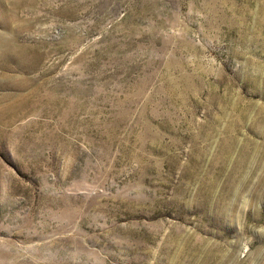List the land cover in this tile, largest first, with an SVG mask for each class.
I'll return each instance as SVG.
<instances>
[{
	"label": "rangeland",
	"instance_id": "374dc122",
	"mask_svg": "<svg viewBox=\"0 0 264 264\" xmlns=\"http://www.w3.org/2000/svg\"><path fill=\"white\" fill-rule=\"evenodd\" d=\"M0 1V264H264V0Z\"/></svg>",
	"mask_w": 264,
	"mask_h": 264
},
{
	"label": "bare ground",
	"instance_id": "6f19581e",
	"mask_svg": "<svg viewBox=\"0 0 264 264\" xmlns=\"http://www.w3.org/2000/svg\"><path fill=\"white\" fill-rule=\"evenodd\" d=\"M17 1H18V0H17ZM20 1H21V0H20ZM26 1H27V0H26ZM0 2H1V1H0ZM15 2H16V1H15ZM12 3H13V2H12ZM17 3H18V2H17ZM17 3H16V4H17ZM12 5H13V4H12ZM17 5H18V4H17ZM1 6H2V5H1ZM1 6H0V7H1ZM2 9H3V8H2ZM2 9H1V10H2ZM12 9H14V8H11V10H12ZM15 10H16V8H15ZM2 14H3V13H2ZM3 17H4V15H3ZM3 20H6V19H3ZM3 20H1V21H3ZM8 21H9V20H8ZM6 22H7V21H6ZM3 26H4V25H3ZM6 27H7V25H6ZM21 30H22V29H21ZM18 33H19V31H18ZM16 35H17V34H16ZM18 35H19V34H18ZM4 37H5V36H4ZM5 38H6V37H5ZM7 38H8V37H7ZM15 38H16V37H15ZM10 39H11V38H10ZM5 40H6V39H5ZM15 41H16V40H15ZM8 42H10V41H8ZM11 43H12V42H11ZM13 43L17 44L16 42H13ZM19 45H20V44H19ZM9 46H10V45H9ZM11 46H12V45H11ZM11 46H10V47H11ZM13 46H14V45H13ZM26 47H27V46H26ZM28 47H29V46H28ZM14 48L16 49V47H14ZM9 49H10V48H9ZM1 50H2V51L0 52V62H1V64H2L3 66H5V67L7 68V67H8V64L10 63V62H9V63L7 64V60L9 59V58H8V55H9L10 50H9V51H8L7 49H5V50L1 49ZM18 50H19V49H18ZM11 51H12V49H11ZM14 51H17V50H14ZM26 51H27V50H26ZM30 51H32V50H30ZM17 52H18V51H17ZM17 52H16V53H17ZM18 53H19V52H18ZM18 53H17V54H18ZM22 53H24V52H22ZM33 53H34V52H33ZM33 53H32V54H33ZM12 54H13V53H12ZM12 54H11V55H12ZM14 54H15V52H14ZM25 54H26V53H25ZM29 54H31V53H29ZM15 55H16V54H15ZM15 55H14V56H15ZM18 55H19V54H18ZM39 55H40V54H39ZM9 56H10V55H9ZM16 56H17V55H16ZM23 56H25V55H23ZM34 56H36V54L33 55V57H34ZM25 57H27V56H25ZM29 57H30V55H29ZM29 57H28V58H29ZM33 57H32V58H33ZM38 57H39V56H38ZM13 58H14V57H13ZM19 58H20V56H19ZM21 58H22V57H21ZM28 58H26V59H28ZM11 59H12V58H11ZM23 59H24V58H23ZM23 59H22V60H23ZM13 61H14V60H13ZM16 61H17V60H16ZM28 61H31V60H28ZM33 61H34V59H33ZM17 63H18V61H17ZM21 64H22V62H21ZM25 64L28 65V64H27V61H26ZM39 64H40V63H39ZM31 65H32V64H31ZM31 65H30V66H31ZM33 65H34V64H33ZM19 66H20V65H19ZM22 66H24V64H23ZM25 67H27V66H25ZM35 68H36V67H35ZM22 69H23V68H22ZM24 69H25V68H24ZM30 69H31V68H30ZM2 70H3V69H2ZM2 70H1V71H2ZM10 70H11V69H10ZM27 70H28V69H27ZM1 71H0V72H1ZM4 71H5V70H4ZM8 71H9V70H8ZM12 71H13V70H12ZM7 73H9V72H7ZM3 75H4V73H3ZM3 75H2V76H3ZM12 79H13V78H12ZM9 80H11V79L9 78ZM8 84H9V83H8ZM15 84H16V83H15ZM5 85H7V84H5ZM8 86H9V85H8ZM8 86H6V87H8ZM12 87H13V86L11 85V89H12ZM15 87H16V86H14V88H15ZM26 87H27V86H26ZM0 88H1V86H0ZM21 88H22V87H21ZM21 88H20V89H21ZM1 89H2V88H1ZM16 89H17V88H16ZM4 90H5V89H4ZM13 90H15V89H13ZM18 90H19V89H18ZM22 90H23V89H22ZM25 91H29V90H25ZM32 91H33V90H32ZM12 92H13V91H12ZM33 92H34V94L36 93L35 91H33ZM37 92H38V91H37ZM13 93H14V92H13ZM29 93H31V90H30ZM15 94H16V93H15ZM31 94H32V93H31ZM36 94H37V93H36ZM18 95H19V94H18ZM37 95H38V94H37ZM19 96H20V95H19ZM34 96H35V95H34ZM31 97H32V96H30L29 98H31ZM29 98H28V99H29ZM18 99H19V98H18ZM26 99H27V98H26ZM3 101H4V100H3ZM13 101H14V100H13ZM0 102H1V101H0ZM14 102H15V101H14ZM5 103H6V102H5ZM5 103H4V104H5ZM22 103H23V102H22ZM27 103H29V102H27ZM29 104H30V103H29ZM29 104H28V105H29ZM21 105L24 106V104H21ZM13 106H14V105H13ZM25 106H26V105H25ZM25 106H24V107H25ZM14 107H15V106H14ZM21 107H22V106H20V108H19L18 110H15L16 112H14V110H12V111L14 112V117H15V118H22V117L27 113V109H26V108H21ZM28 107H29V106H28ZM17 108H18V107H17ZM30 108H31V107H30ZM12 111H11V112H12ZM0 116H1V115H0ZM0 118H1V117H0ZM2 118H3V117H2ZM1 122H2V121H1ZM28 122H29V121H28ZM8 123H9V122H8ZM1 124H2V123H1ZM3 124H4V123H3ZM3 124H2V125H3ZM9 124H10V123H9ZM11 124H12V123H11ZM6 125H8V124H6Z\"/></svg>",
	"mask_w": 264,
	"mask_h": 264
}]
</instances>
